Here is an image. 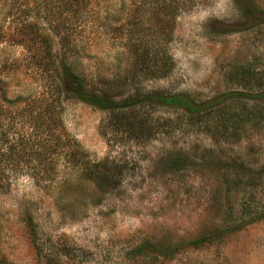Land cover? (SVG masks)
<instances>
[{"label": "rangeland", "instance_id": "rangeland-1", "mask_svg": "<svg viewBox=\"0 0 264 264\" xmlns=\"http://www.w3.org/2000/svg\"><path fill=\"white\" fill-rule=\"evenodd\" d=\"M159 1L91 0L71 19L110 104L63 101L86 169L60 157L15 180L0 264H264V0H173L170 34ZM127 39L157 45L151 67L115 58Z\"/></svg>", "mask_w": 264, "mask_h": 264}, {"label": "trees", "instance_id": "trees-1", "mask_svg": "<svg viewBox=\"0 0 264 264\" xmlns=\"http://www.w3.org/2000/svg\"><path fill=\"white\" fill-rule=\"evenodd\" d=\"M183 2L181 10L186 11L195 0ZM91 3V0H0V197L10 192L20 176L38 178L43 171L53 172L60 157L74 169L81 168V174L86 169L84 152L76 141L67 147L66 133L56 115L67 99H78L99 108L110 104L108 95L98 94L84 81L83 60L88 53L86 44L78 37L79 28L72 24L75 20H71L80 16L90 18V12L87 15L80 10ZM172 4L173 0L155 2L156 10L170 12L168 34L174 20ZM13 47L22 50L21 57L11 56ZM119 47H123V52H118ZM156 48L152 43L136 46L127 39L114 47V54L118 59L125 51L134 64L146 69L152 66L150 56L153 59ZM94 174L95 181L101 180L98 170Z\"/></svg>", "mask_w": 264, "mask_h": 264}]
</instances>
